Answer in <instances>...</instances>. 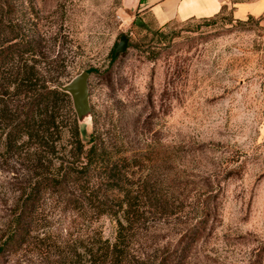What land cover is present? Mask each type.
<instances>
[{
  "label": "rangeland",
  "instance_id": "rangeland-1",
  "mask_svg": "<svg viewBox=\"0 0 264 264\" xmlns=\"http://www.w3.org/2000/svg\"><path fill=\"white\" fill-rule=\"evenodd\" d=\"M123 35L128 46L114 57ZM15 43L20 50L3 68L32 66L34 90L88 71L94 119L87 114L78 126L73 107L74 114L60 102L48 138L8 143L26 95L7 89L0 237L24 193L74 146L77 130L85 149L101 136L117 154L134 155L136 174L151 173L153 195L133 223L128 264L171 260L184 248V264H264L263 18L236 19L224 8L160 22L121 0H0V50ZM63 192H43L27 242L2 264H115L104 255L118 218L76 210Z\"/></svg>",
  "mask_w": 264,
  "mask_h": 264
},
{
  "label": "trees",
  "instance_id": "trees-1",
  "mask_svg": "<svg viewBox=\"0 0 264 264\" xmlns=\"http://www.w3.org/2000/svg\"><path fill=\"white\" fill-rule=\"evenodd\" d=\"M18 50H20L18 43L0 50V80L4 81L0 88V115L5 112L2 106V97L8 93L7 89L12 87V94L26 95L21 117L17 118L18 120L13 123L7 133L8 143H14L24 135L31 137L35 134L40 135L41 138H48L46 133L48 134L49 129L54 127L60 102L65 103L73 112L70 95L60 90L57 87L58 84L43 86L37 90L32 88L36 84L33 82L35 73L30 70L32 66H29L30 68L24 72L17 67L14 73H12L13 67L3 68L7 61V65L10 66L9 63H12V60L9 59ZM118 55L113 52L114 57ZM91 113L93 121L92 105ZM45 117L48 121L44 127L45 123L43 124L42 120ZM74 137L75 144L66 152L67 157H60V162L54 167L51 174L40 176V179L30 187V190L24 193L20 210L15 213L7 230L0 237L1 264L6 262L9 254L16 252L27 242L37 204L47 189L54 192L64 191L66 204L76 210L89 206L92 207L96 215L108 214L117 217L116 240L107 245L104 257L109 256L115 264L130 262L128 259L129 237L133 234V223L143 216L142 205L146 204L148 200L150 202L151 195H153L151 173L148 171V177L136 174L133 170L136 163L134 155L117 154L118 150H114L109 143H105L101 136H98L86 149L77 130ZM57 140L58 138L52 140L51 152L56 150ZM35 143L41 144L40 140ZM204 227L202 220L199 229L194 233V239L198 240L202 236ZM187 246L189 247V244ZM186 251L187 249L184 248L179 257L171 260L167 255L162 256L156 264H184ZM177 258L179 260L175 262Z\"/></svg>",
  "mask_w": 264,
  "mask_h": 264
},
{
  "label": "crops",
  "instance_id": "crops-1",
  "mask_svg": "<svg viewBox=\"0 0 264 264\" xmlns=\"http://www.w3.org/2000/svg\"><path fill=\"white\" fill-rule=\"evenodd\" d=\"M124 8L150 13L156 20L205 18L231 10L236 19H264V0H121Z\"/></svg>",
  "mask_w": 264,
  "mask_h": 264
},
{
  "label": "water",
  "instance_id": "water-1",
  "mask_svg": "<svg viewBox=\"0 0 264 264\" xmlns=\"http://www.w3.org/2000/svg\"><path fill=\"white\" fill-rule=\"evenodd\" d=\"M127 46L128 38L123 35L115 46L114 52L116 54H120L126 50ZM89 75L90 73L88 71L83 70L65 84L57 85L60 90L67 92L70 95L78 124H81V119H83L87 114H90V119L92 121L88 81Z\"/></svg>",
  "mask_w": 264,
  "mask_h": 264
}]
</instances>
